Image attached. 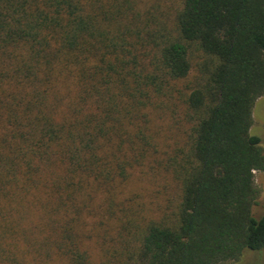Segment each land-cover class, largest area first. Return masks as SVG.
I'll list each match as a JSON object with an SVG mask.
<instances>
[{
  "label": "trees",
  "instance_id": "trees-1",
  "mask_svg": "<svg viewBox=\"0 0 264 264\" xmlns=\"http://www.w3.org/2000/svg\"><path fill=\"white\" fill-rule=\"evenodd\" d=\"M130 9L0 0V264L24 260L20 241L41 260L57 253L84 264L71 200L83 180L105 186L140 164L143 109L188 78L193 53L184 99L193 125L188 149L172 158L180 202L128 225L115 257L222 264L264 249V213H253L264 144L251 133L264 95V0H178L169 24L129 20ZM27 194L40 211L32 226L23 222L33 211Z\"/></svg>",
  "mask_w": 264,
  "mask_h": 264
},
{
  "label": "rangeland",
  "instance_id": "rangeland-1",
  "mask_svg": "<svg viewBox=\"0 0 264 264\" xmlns=\"http://www.w3.org/2000/svg\"><path fill=\"white\" fill-rule=\"evenodd\" d=\"M117 1L122 8L132 9L127 14L129 20L135 16L138 22L152 18L155 22L168 24L178 3V0ZM193 54V67L188 78L173 82L169 92L154 95L143 109L147 122L142 124L148 141L140 164L128 166L126 179L114 180L105 186L93 181L92 177L83 180L80 190L71 200L70 215L77 218L79 247L86 254L84 264H120V257H115L119 233L125 235L128 225L141 227L150 220H159L174 211L180 202V184L173 173L172 158L178 160L179 154L188 149L193 125L184 103L196 75ZM252 116L251 133L260 137L264 144V95L255 102ZM254 181L260 196L253 213L259 216L264 213V171H255ZM26 197L27 208L33 207V211L30 216H25L23 222L32 226L38 222L40 211L33 203V195L27 194ZM27 247L18 242L20 253L26 252L24 260L19 258L18 264H71L57 253H52L49 261L41 260L31 248L27 254ZM222 264H264V249L260 253L246 251L239 260Z\"/></svg>",
  "mask_w": 264,
  "mask_h": 264
}]
</instances>
